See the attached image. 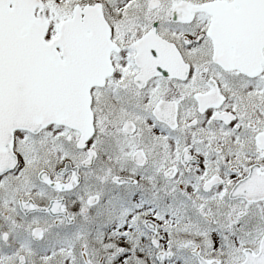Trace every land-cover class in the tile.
I'll return each mask as SVG.
<instances>
[{
    "label": "snow or ice",
    "instance_id": "1",
    "mask_svg": "<svg viewBox=\"0 0 264 264\" xmlns=\"http://www.w3.org/2000/svg\"><path fill=\"white\" fill-rule=\"evenodd\" d=\"M0 264H264V0H0Z\"/></svg>",
    "mask_w": 264,
    "mask_h": 264
}]
</instances>
